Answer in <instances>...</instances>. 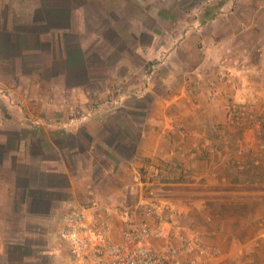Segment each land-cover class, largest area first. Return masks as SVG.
Returning <instances> with one entry per match:
<instances>
[{
    "label": "rangeland",
    "instance_id": "374dc122",
    "mask_svg": "<svg viewBox=\"0 0 264 264\" xmlns=\"http://www.w3.org/2000/svg\"><path fill=\"white\" fill-rule=\"evenodd\" d=\"M213 1H81L87 69L65 84L84 101L0 94V264H66L74 206L114 240L145 218L196 236L207 264H264V0Z\"/></svg>",
    "mask_w": 264,
    "mask_h": 264
},
{
    "label": "crops",
    "instance_id": "0c3cea01",
    "mask_svg": "<svg viewBox=\"0 0 264 264\" xmlns=\"http://www.w3.org/2000/svg\"><path fill=\"white\" fill-rule=\"evenodd\" d=\"M21 1L19 4L23 8L0 0V94L9 99L17 92H21L25 99L37 94L57 97L70 89L75 91V103H81L86 98L84 85L68 87L65 81L71 75L69 71L82 73L87 69L83 50L86 46L77 35L83 23L81 1L84 4L87 0H42L41 7L38 0ZM213 3L212 6H219L217 0ZM13 8L21 9L13 12ZM205 12H208L207 9H203L201 14L206 15ZM6 105L9 110L12 109L8 102ZM75 105L78 107V104ZM42 106L52 107L48 103ZM13 185L12 177L7 180L8 191ZM4 198L12 203L15 201L14 196L5 195Z\"/></svg>",
    "mask_w": 264,
    "mask_h": 264
},
{
    "label": "built area",
    "instance_id": "2783aa9c",
    "mask_svg": "<svg viewBox=\"0 0 264 264\" xmlns=\"http://www.w3.org/2000/svg\"><path fill=\"white\" fill-rule=\"evenodd\" d=\"M151 205L146 215L156 213ZM117 240L101 215L82 207H70L58 218L55 235L66 248V264H207L206 252L196 236L182 239L149 225L145 218H121ZM171 239L160 250L153 239ZM174 239V242H173ZM180 239L177 243L175 240Z\"/></svg>",
    "mask_w": 264,
    "mask_h": 264
}]
</instances>
